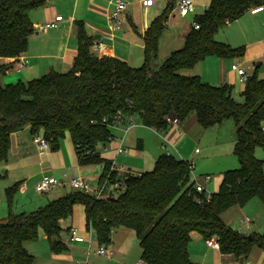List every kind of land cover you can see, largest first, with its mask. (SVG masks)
<instances>
[{
	"label": "trees",
	"instance_id": "16d2710c",
	"mask_svg": "<svg viewBox=\"0 0 264 264\" xmlns=\"http://www.w3.org/2000/svg\"><path fill=\"white\" fill-rule=\"evenodd\" d=\"M157 16L144 34V62L132 67L111 56H96L91 51L92 38L85 25L77 22L78 55L64 72L50 71L28 82L5 84L2 76L11 67L0 64V162H6L12 133L29 126L43 135L53 149L69 133L80 164L110 160L96 150L115 136L110 123L119 112L137 115L143 126L166 131L167 117L180 122L196 114L204 128L233 119L236 141L233 153L239 166L226 170L217 192L210 201L198 203L190 178L191 162L173 154H161L153 169L140 175L130 174L127 189L111 196L96 198L80 190L49 201L30 213L12 211L15 187L7 190L8 215L0 219V264H36L35 256L24 246L35 240L41 228L54 251L66 249L59 239L61 220L72 216L75 204H83L86 228L97 243L110 244L120 227L136 232L142 258L149 264H194L188 245L194 232L204 240L215 238L223 254L239 260L247 258L254 246L264 248V235H245L229 227L222 214L233 207H243L257 198L264 205V164L256 149H264V78L257 69L246 79L241 96L232 95V87L205 82L191 70L208 56H243L244 47H232L217 41L219 29L239 19L264 0H211L207 10L195 17L199 29H192L182 48L175 50L156 70L152 60L169 15ZM48 0H0V58L16 57L28 45L34 28L32 10ZM103 119H106L104 122ZM115 176L114 172H110ZM101 177V178H102Z\"/></svg>",
	"mask_w": 264,
	"mask_h": 264
},
{
	"label": "crops",
	"instance_id": "0c3cea01",
	"mask_svg": "<svg viewBox=\"0 0 264 264\" xmlns=\"http://www.w3.org/2000/svg\"><path fill=\"white\" fill-rule=\"evenodd\" d=\"M124 1L127 3V8L125 10L127 20L122 28L115 30H112L109 24V15L114 8L112 3L113 0H48L44 6L32 10L30 19L34 30L29 36L26 50L16 57L0 58V64L5 63L13 66L16 60L24 56L28 59L29 63L20 71L10 67L2 76V82L5 84L28 82L52 70L58 72L69 70L73 66L79 50L77 22H82L85 25L88 36L92 38L91 47L98 43L104 44V49L100 57H117L126 61L132 67H140L144 53V34L151 22L160 15V13L158 14L157 10L153 8L158 5L159 0H156V3L147 8L141 5V0ZM164 1L166 2L165 8H167L168 1ZM195 1V11L192 13L194 16L203 14L211 2V0ZM136 8L143 9L145 14L140 27L137 26L131 18V15L136 12ZM168 8L169 15L170 13L173 14L170 15L172 16L171 21L168 22L167 20L164 31L168 29V26H172V20L175 19L177 15L180 16L177 12L172 11L171 5ZM59 15L62 16L63 20L59 21L58 27L48 29L47 31H42L39 28L46 22L54 20V18ZM169 15L168 19L170 17ZM192 29L193 26L187 29L182 35V41L178 39L172 41L166 51L168 52V57L172 52L183 47L185 38ZM215 39L232 47H244V55L230 58L218 57L215 55L208 56L194 66L191 70L192 74L200 76L205 82L213 85L227 84L231 86L232 95L234 87L240 94L243 92L247 77L252 75L256 69L259 78H264V10L257 13H252L251 10L246 11L239 19L219 29L215 34ZM233 64H238L241 68H244L246 75L240 76L236 71L232 70ZM140 127L144 130L149 129L151 131H156L146 126ZM262 127L264 128V122ZM203 128L196 114H191L186 120L179 124H172L168 127L165 131L166 138L172 142V145L164 141L166 144L165 146L167 147L170 145L173 147L178 158L187 161L191 160L189 162L195 164L191 158L194 153L201 152H196L198 147L195 146V143L196 139L204 132L202 131ZM37 134L43 135V129H39L33 134L30 127L27 126L21 131L12 133L8 159L6 162H0V168L4 169L6 172L2 187V189L7 187L6 193L10 187H15L16 193L27 194L30 190L31 182L34 180L37 183L43 175H52L61 181L59 187H56L52 192L55 193L54 197L56 198L64 196L73 190L68 184V180L75 175L83 176L92 186L99 184L105 171V162H100L103 166V171L97 173L93 170V167L98 165L97 163L80 164L70 134H66L68 136L65 135V137L60 140L57 149H53L51 146L48 149L39 148V146L32 141L33 136ZM135 134V141L132 145L133 148L129 146L131 148L130 154L123 156L119 155L116 159L133 171L143 172L140 165L128 161H133V159H131V153L132 156H142L144 153L145 145L142 135L145 134V131H143L142 135H138V133ZM104 145L106 146L105 143L99 144L96 150L101 153L100 156L102 158L110 160L115 154L113 151L103 153L102 146ZM115 145L116 141L111 144V146ZM192 145L194 147H192ZM165 151L169 152L170 149H166ZM195 169L196 164L194 170ZM207 174L209 173L204 175ZM210 182L205 183L206 189ZM66 186H68V188ZM218 189L219 187L215 192H217ZM35 193L38 195L40 194L37 191ZM47 194H49V192H47ZM41 201L47 202L48 200L45 201L42 199ZM6 204L7 201L4 202V205ZM242 209L243 207H233L225 211L222 214L225 223L229 226L225 217L227 215L226 212L240 214ZM253 214H259V218L256 219L257 223L255 224V217H251V227H253V229L243 234L251 235L256 233L264 235V216L263 211H261V206L258 205V210ZM7 215L8 209L6 210V215L2 217V219H5ZM71 223L74 225L70 226L69 224ZM83 223L86 224L85 207L83 204H75L72 216L61 220L62 228L64 224L69 225L67 241L70 243V248L72 250L78 247L84 248L83 252L87 254L88 248L91 245L93 255H98L95 249L96 245L94 244L98 243L97 241H92L90 243L89 240L92 238L93 234L91 231L87 230L86 227H83ZM73 229H77L78 235L83 236L85 240H71ZM56 239L57 238H54V240ZM109 245L113 249L114 254L111 259L107 260L112 261V264H136L142 258V249L139 239L136 232L131 228L122 226L116 229ZM66 247L69 248L68 245H66ZM188 251L194 264H240V260L233 254H223L220 249L218 250L208 246L206 240L197 232L192 234L191 241L188 245ZM73 261L75 264H78V262L81 264H88L84 259H76ZM243 264H264V248L254 246L248 257L244 258Z\"/></svg>",
	"mask_w": 264,
	"mask_h": 264
},
{
	"label": "rangeland",
	"instance_id": "374dc122",
	"mask_svg": "<svg viewBox=\"0 0 264 264\" xmlns=\"http://www.w3.org/2000/svg\"><path fill=\"white\" fill-rule=\"evenodd\" d=\"M170 4L172 7L171 8L172 11L176 12L174 8L173 0H170ZM165 6H166V2L164 0H159L158 5L153 8L154 10H157L158 14L159 13L162 14L166 11ZM172 14L173 13H170V15ZM143 17H145V14L143 12V9L141 8H136V12L131 15V18L139 27L141 25V21ZM171 17L172 16L169 17L168 22L171 21ZM195 17L196 16H194V14H189L186 17H180L177 15L176 18L172 20V26H168V29H166L162 33V38L158 44L157 55L152 60L151 63L152 69L156 70L164 63L165 59L168 57V52L166 51L169 45L172 43L174 39H178L179 41H182V35L187 31V29L192 27V24L195 21ZM143 61H144V53H143V60L140 65H143ZM233 96L236 100L243 101V97L241 96L240 92L236 90L235 87L233 89ZM133 118L135 120L136 126L135 128H132L125 135L124 145L128 146L130 150L131 148H133L132 145L135 141L134 136L137 135L135 133H138V135H142L143 131H145V134L142 135L145 149L142 156H135V155L132 156L131 153V159H133V161L128 160L129 162L134 163L136 165H140L143 171H149L153 169L155 165V161L157 160L158 156L161 155V153L168 152L165 151L166 149H170L168 153L178 157V155L174 152L173 147H171L170 145L167 147L165 146L166 144L160 134H158L156 131H151L149 129H145V130L142 129V127L140 126L143 125L141 124L139 117L137 115H134ZM235 127L236 125L234 120L227 119L222 121L220 124H216L208 128H203L202 131L204 132L202 133V135H200V137L196 139L195 146L198 147L199 151L201 152L194 153L193 157L191 158L196 164L194 175L199 176V180H201V177L206 173H209L212 176L211 182L207 185V192H211V193L215 192L222 181V174L226 170L235 169L239 165V160L237 156L233 153V147L236 139ZM113 133L116 139L122 137L121 130L118 129L116 130L114 128ZM103 147H105V145L102 146V152L107 153L106 151H104ZM192 147L194 146L192 145ZM255 154L256 157L261 159L264 164V149L258 147L256 149ZM97 164L98 165L96 167H93V170L96 171L97 173L98 172L101 173L103 171V166L101 165V163H97ZM5 175L6 172L4 171V169L0 168V193H1L0 218L1 219L6 215V210L8 209V204L4 205V202L7 201V193H6L7 187L2 189L4 184L3 179ZM35 183L36 182L34 180L31 182L30 190L27 194L26 193L21 194L17 192L14 195L13 205H12V211L14 213H30L32 211L38 210L40 207L45 206L49 201L56 199V197H54L55 193H52L56 188L49 191V194H47V192H44L38 195L35 193L36 192ZM58 187L59 186H57V188ZM66 187L68 188V186ZM42 199L48 201L42 202L41 201ZM258 205L261 206V211H263V216H264V206L262 202L257 198L253 199L252 201L244 205L242 212L240 214L226 212L227 215L225 217H226V221H228L229 226L233 230L238 231L240 233H246L251 231L253 227H251L250 229H245L241 224L240 220L242 216H249L252 218L255 217V224H256L257 223L256 219L259 218V214L254 215L253 213L258 210ZM67 224L63 225V228L59 235V239L63 243L68 245L69 248H66L62 251L52 250L50 241L54 239L53 238L48 239L41 228L38 230L37 239L26 241L24 243V246L27 248V250H29L30 253H32L35 256L36 264H75L73 260L76 259H84L88 262V264H112V261L107 260L103 256L93 255L92 251H90V254L87 256V254H84L83 252L84 248L82 249L81 247H78L72 250L70 248V243L67 241V237H68V226L74 224L72 223L69 225ZM83 225H84L83 227H86L85 223H83ZM94 244L96 246L98 245L96 243Z\"/></svg>",
	"mask_w": 264,
	"mask_h": 264
},
{
	"label": "built area",
	"instance_id": "2783aa9c",
	"mask_svg": "<svg viewBox=\"0 0 264 264\" xmlns=\"http://www.w3.org/2000/svg\"><path fill=\"white\" fill-rule=\"evenodd\" d=\"M174 2V8L175 11L180 15V16H187L189 14L194 13L195 11V5L196 1L195 0H173ZM113 5L114 8L112 12L109 15V24L110 28L112 30L115 29H120L122 28L123 24L126 22L127 18L125 16V10L127 8V3L124 0H113ZM154 3H156V0H141V5L145 8L152 6ZM252 13H257L262 10H264V4L262 5H257L253 8L250 9ZM63 18L61 15L56 16L54 20L48 21L39 28L42 31H47L48 29L51 28H56L58 27L59 21H62ZM194 29H199L200 24L196 21L193 22L192 24ZM104 49V44L103 43H98L94 44L91 47V51L96 55L100 57V54L102 53V50ZM29 61L26 57L22 56L18 60H16L11 66L13 69H16L18 71L22 70L28 65ZM232 70L236 71L240 76L246 75V72L244 68H241L238 64H233L232 65ZM105 122L106 119H103ZM167 121L170 125H177L180 123L179 119L176 117H167ZM110 127L112 129H118L122 131V137L117 138L115 136H111L107 141H106V146L104 147V151L110 152L113 151L115 154L113 158L110 159L109 162V171L114 172L115 176H111V174L108 173L105 174L102 178L101 181L99 182L98 185L92 186L90 185L87 180L81 176V175H75L69 178L68 184L71 186L72 189L74 190H80L83 191L84 193L91 194L95 196L96 198H101L103 196H111L118 194L120 192H123L127 189V178L129 177L130 174L132 175H140L141 172H136L133 171L129 168H127L123 163L119 162L116 158L119 155H129L130 150L127 146L124 145V138L125 135L136 126L135 120L133 118V115H126L123 116L121 112L116 114L113 118V122H111ZM158 134L162 136L164 141H166L167 144L172 145V142H170L166 138V133L165 131H157ZM116 141L115 146H111L112 143ZM33 142L39 146L41 149H48L50 148L49 142L45 139L44 135H34L33 136ZM199 150L196 149V152ZM101 155V153H99ZM170 154V153H167ZM194 168L195 164L191 162L190 166V178L193 181L195 192L198 194L197 200L198 203H202L205 201H210L212 198V193L207 192V189L205 187V183H208L211 181L212 176L207 174L203 175L201 177V180H199V177L197 175H194ZM61 184V181L56 178L55 176L52 175H43L39 181L35 185V189L38 193H44V192H49L52 189L56 188ZM241 224L245 229H249L252 225V218L249 216H243L241 218ZM92 232V231H91ZM93 236L89 240L90 243L92 241H97L95 234L92 232ZM71 240L75 241H84V237L78 235L77 229L72 230V235H71ZM207 245L216 249H220V246L215 238H210L209 240L206 241ZM91 245L88 248L87 256L90 254L91 251ZM96 253L100 256L105 257L106 259H111L114 251L110 247L109 244H98L96 246ZM78 264H81L78 262ZM136 264H149L148 262L144 261L143 259H140Z\"/></svg>",
	"mask_w": 264,
	"mask_h": 264
},
{
	"label": "water",
	"instance_id": "95a60500",
	"mask_svg": "<svg viewBox=\"0 0 264 264\" xmlns=\"http://www.w3.org/2000/svg\"><path fill=\"white\" fill-rule=\"evenodd\" d=\"M244 258H240V264H243Z\"/></svg>",
	"mask_w": 264,
	"mask_h": 264
}]
</instances>
